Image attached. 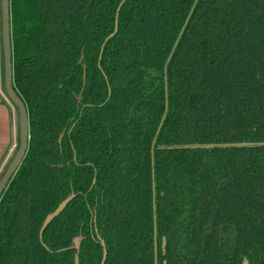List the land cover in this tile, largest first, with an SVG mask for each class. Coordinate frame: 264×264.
Instances as JSON below:
<instances>
[{"label":"trees","instance_id":"1","mask_svg":"<svg viewBox=\"0 0 264 264\" xmlns=\"http://www.w3.org/2000/svg\"><path fill=\"white\" fill-rule=\"evenodd\" d=\"M121 1L9 0L0 264H264V0Z\"/></svg>","mask_w":264,"mask_h":264},{"label":"water","instance_id":"2","mask_svg":"<svg viewBox=\"0 0 264 264\" xmlns=\"http://www.w3.org/2000/svg\"><path fill=\"white\" fill-rule=\"evenodd\" d=\"M124 0H122L118 6H117V12L119 10L120 5L123 3ZM197 0H194L192 3V7L185 19V23L182 25L178 36H177V40L174 43L173 48L176 46L177 41L179 40V36L182 33L183 29L185 28L186 24H187V20L189 19L190 14L192 13V10L194 8V4ZM0 12H1V28H2V44H3V76H4V90L5 93L7 94L8 98L11 100V102L13 103V105L18 109V125H19V132H18V147L16 152L14 153V155L12 156L13 158L11 159V161L9 162V164L7 165V167L5 168V170L2 173V177L0 178V196L3 192V189L5 187V185L7 184V182L9 181V179L11 178V176L13 175L12 173L16 170V168L18 167V164L21 162L23 155L25 154L27 147H28V129H29V125H28V113H27V108L25 107V104L22 100V98L19 96V94L17 92L14 91V88L12 86V44L10 41V11H9V0H0ZM117 12H116V18H117ZM116 18H115V28L114 31L117 29V24H116ZM173 50V49H172ZM171 50V52H172ZM171 52L169 53V56L166 60V63L164 65V72L166 71V65L168 63V61L170 60L171 57ZM165 79H166V75H165ZM166 88V85H165ZM167 90V89H166ZM167 93V92H166ZM165 110L162 114V117L160 119V123L157 127V130L155 132L154 138L152 140L151 143V153L153 151V146L155 144L156 141V136L163 124V118L165 116L168 104H167V94L165 97ZM152 160H153V156H152ZM154 172V170H153ZM153 186V195H154V189L155 186L154 184H152ZM72 197V193L70 195H68L65 199L61 200L57 206L50 212L48 213L45 218L43 219V223L40 227L39 230V234L41 235L42 231L44 230V228L51 222L52 218H54L56 215H58L65 207L67 202L70 200V198ZM153 201V218H154V251H155V264L157 262V235H156V218H155V202L154 199ZM75 247L78 248L79 247V238H75ZM103 242V241H102ZM165 246V238H162V250L164 249ZM105 255V252H104ZM78 255L76 254L75 257V264H78ZM163 264H165V262H163Z\"/></svg>","mask_w":264,"mask_h":264},{"label":"crops","instance_id":"3","mask_svg":"<svg viewBox=\"0 0 264 264\" xmlns=\"http://www.w3.org/2000/svg\"><path fill=\"white\" fill-rule=\"evenodd\" d=\"M3 44L0 12V172L17 145L19 132L18 111L4 90Z\"/></svg>","mask_w":264,"mask_h":264}]
</instances>
